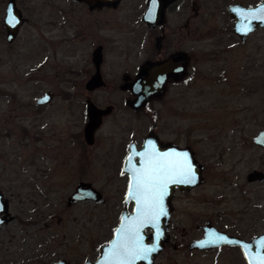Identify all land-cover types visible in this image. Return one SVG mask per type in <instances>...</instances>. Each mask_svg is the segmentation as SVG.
Segmentation results:
<instances>
[{
	"label": "rangeland",
	"instance_id": "374dc122",
	"mask_svg": "<svg viewBox=\"0 0 264 264\" xmlns=\"http://www.w3.org/2000/svg\"><path fill=\"white\" fill-rule=\"evenodd\" d=\"M66 1L16 0L28 22L21 26L12 49L7 48L0 36V190L8 200L10 214L15 217L0 229L4 264H22L30 258L35 259V264L59 259L69 264L95 260L99 247L111 238L123 209L126 180L120 173V166L111 164L109 146V137L118 132L112 120L118 117L106 119L96 133V144L91 147L85 144L84 150L76 153L74 159L62 163L61 159L51 161L50 167L40 169L16 161L18 155L22 157L30 149L27 135L19 136V130L39 131L44 142L52 144L53 133L63 135L65 130L68 135L71 131L68 118L74 115L67 116L69 104L79 105L83 97L85 112L87 96L99 106L119 105L118 100L126 96L118 87L111 86L114 78L121 82V69L117 65L115 69L103 71L109 87L99 88L92 94L84 86L80 90L71 88L69 75L64 70L67 63L77 60L83 62L85 68L84 63L86 60L89 63L93 48L91 43H83L82 51L78 52L80 49L74 44L76 55L73 49L69 51V45L65 49L63 40L59 41L65 37V30L67 35L75 30L73 26H70L72 29L64 27V12L57 13L58 8L66 7ZM145 1L123 0L116 12L109 13L117 17L125 12L127 15L128 8L134 4L135 24L138 25L135 29L143 33L139 15ZM193 1V8L190 0H186L168 17L174 24L182 23L190 15L194 23V114L182 117L179 138L183 143L189 137L188 132L193 131L189 140L203 165V181L179 193L173 225L179 228L180 238L195 224L194 220L207 217L219 227L249 228L245 235L253 236L264 231V181L246 180L247 173L252 170L264 174V149L252 142L264 128V30L257 28L241 45L232 33L233 19L226 9L233 3L249 7L262 0ZM6 2L0 0V27L1 8ZM70 13L73 22L81 18L77 10ZM121 18L122 21L116 23V33L99 29L101 42L102 35L113 39L106 56L116 62L127 41L130 44L133 39L132 35H125L126 17L122 15ZM49 21L57 26L62 23V26H47L50 31L46 33L44 25ZM143 56L135 53L131 59L142 60ZM222 69L228 71L226 81L221 78ZM91 74L92 71L85 69L84 83ZM47 90L54 93L51 105L37 107L34 100ZM121 112L126 113L123 110L117 114ZM83 116L85 123V114ZM139 117L140 122L146 118ZM131 118L134 121V117ZM33 119H36L35 130L30 126ZM146 128L149 127L134 130L132 137L140 139ZM73 129L75 131V126ZM80 182L91 184L102 194L104 202L82 201L68 205L67 198ZM180 231L182 233H178ZM156 264L188 262L182 258L181 251L174 252L167 245Z\"/></svg>",
	"mask_w": 264,
	"mask_h": 264
},
{
	"label": "flooded vegetation",
	"instance_id": "af4514ba",
	"mask_svg": "<svg viewBox=\"0 0 264 264\" xmlns=\"http://www.w3.org/2000/svg\"><path fill=\"white\" fill-rule=\"evenodd\" d=\"M8 1L9 0H7V2L4 4V8L3 6L1 8L2 16H1L0 36L5 40L7 48L9 49L11 47L12 49L14 47L21 26L24 25L26 22H28V20L23 16L22 11L17 6V2L15 0L16 7L21 11L24 21L22 25L19 27L18 33L14 38V40L12 42L7 41V30L4 24V17L6 14V7ZM122 1L123 0H121L116 7L104 5L101 7H95L93 9H90L89 5L84 1L68 0L66 1L67 3H65L66 7L58 8L57 13L59 12L60 15L64 12L62 15L66 16V19H64V22L66 23V25L64 26L65 28L72 29L70 26H73L75 29L73 33L67 35V32L64 28L65 37L63 39H60L59 41L62 40L64 41L65 49H67L69 45L70 46L69 51H71L74 48V44H75L76 47H79L80 50L78 52H80L82 51L83 43H85L86 45L87 43H91L90 46L93 48L89 63L87 62V60L84 63L86 65L85 68L83 67V62L79 63L77 60L67 63L64 70H66L67 72L66 74L69 75L71 88L80 90V88L83 89L84 86L85 90H87V85L95 74H100L101 80L103 81V85L98 88H95L94 90H87L89 94L96 92V90L99 88L109 87V83L105 80L103 71L104 69L107 70L115 69V66L117 65L118 68L121 69L120 80L122 83L121 82L119 83V81L117 82L116 78H114L111 81V86L113 89H116L118 87L120 92L126 96L118 100L119 105H116L114 103L113 104L109 103L104 106H99L98 104H96L91 100L90 96H87L85 101L86 102L85 112L83 107L84 104L83 97H81V99L78 101V103H80L79 105L77 104L73 105V103L69 104L67 107V110L69 112L67 113V116L72 117V115H74L73 118H68V120H71L70 121L71 131L68 135H65L66 134L65 130L64 133L62 131V134L64 136L61 134L53 133V136L54 135L56 136L55 137L52 136L53 138L52 144L51 142L45 143L43 137L40 136L43 134L39 133V131L38 132L36 131L35 133L33 130L29 131L28 129L19 130L21 132L20 133L18 131V133L20 134L19 136L27 135V138L29 139L30 149L27 150V152L22 157L18 155L16 161L19 164L21 163L23 165L24 163H27L28 165H33V167L40 169V168H46V166L50 167L51 161L53 162L56 160V162H58V160L61 159V163H62L63 161L64 162L68 161L69 158L70 159L76 158V155L84 150V145L86 144L84 140L83 131H84V126L87 122V112H86L87 103L91 102L95 106L101 109H104L109 106L111 107V111L109 114L102 117L101 125L94 134V143L92 145L86 144V146L91 147L94 144H96L95 143L97 137L96 133L105 124L106 119L112 116L119 118L118 120L116 119L112 120L113 122L112 126L118 129V132L116 135H112L109 137V146H110V153L112 160L111 164H113L114 166L117 165L120 166V173L122 177H124L126 180L124 193H123V198H124L127 179H128L127 175L122 173L124 162L127 158L131 146L134 149L136 148V150H140L143 145V142L146 140L147 137H150L154 140L156 139L157 142L161 145V149L166 150L167 152L171 149L169 148L170 146L174 147L177 150L176 152L173 153H176L178 156H179V149H187V151L199 164L200 162H199V158H197L193 143L191 140H189V138H191V136L193 135V131L188 132L189 137L183 143H180V138H179L180 121L183 119L182 117L187 115L192 116L194 114L195 79H196V66H195V54H194L195 52L194 23L190 15H187V17L182 23L177 22L174 24L172 23V18L168 17L169 14H171L176 9H178L179 5L181 4L183 5L184 2H186V0H176L170 5H168L164 10L163 23L156 26H149L146 22L142 20V16L147 9L148 0H146L142 12L139 15V21L143 26V30H142L143 33H139V31L135 29L138 27V25L135 24L136 16L134 14L135 13L133 7L134 4L130 5V7L128 8L129 14L126 15L125 12L122 13V15L126 17L124 19L125 20L124 27L127 25V27H125V29H127V31H125V35H132L133 39H131L130 44L127 41L125 50L122 52V54H119L116 57L117 58V62H116L114 58L110 59V56H106L107 47L111 45L112 42H114L113 39L110 40L107 37L109 35H102L101 38L102 42H101L99 38V29H102V31L104 32H109V31L112 32L115 31V33L117 32L118 28H116V23L122 21L121 18L122 15L117 17L118 15L117 16L111 15L109 12L110 11L116 12ZM193 4L194 1L190 0V6H192V8H193ZM233 4H238V3H233ZM230 5H228L227 8ZM76 10L80 13L77 16L79 17L81 15V18L79 19V21L73 22L74 20L71 18L72 15L70 12L73 13ZM234 23L235 20H233V26ZM47 26L61 27L62 23H59V25L57 26V24L54 23V21H49V23L46 22V24L44 25L46 33L50 31L48 30ZM256 30H254L253 32H255ZM253 32L249 33L245 38V40L243 41L239 36L234 34L232 31L233 35L238 38L241 45L245 44L248 37ZM118 33L123 34V31H119ZM98 48H99V59H98L99 63L97 65L96 62L93 60V58ZM135 53L136 55L140 54V56H143L144 54V56L141 57L143 59L142 60H139L138 58L131 59L132 55H134ZM73 54L77 55V51L74 49H73ZM172 56H176V60H175L176 64L179 66L181 65L183 67L184 70L183 74L177 76L174 79L171 77L168 78L164 93H162L158 97L149 100L145 105V107L139 110H135L129 107L127 105V100H131L133 96L127 86L132 84V82L134 81L139 67H141L144 63H148V62H165L168 59H170ZM107 57H109V59ZM85 69L86 72H88V70L92 71V74L84 83L83 73H85ZM227 74L228 71L222 69V75H221L222 80L224 81L227 80L228 77ZM125 85L127 89L122 88ZM39 97L33 102L37 107L50 106L54 98V93L52 92L51 101L46 104H38L37 100L39 99ZM123 110L126 111V113L121 112L117 114L118 111H123ZM84 114L86 117L85 123L83 122ZM140 115L146 117L145 120H143L142 122L138 120L140 118L139 117ZM131 117H134L133 118L134 121L131 120L132 119ZM35 120L36 119H33L30 123L31 124L30 126L34 128V130H35ZM74 126H75V131H73ZM143 126L149 127L148 129L147 128L145 129V134L142 137H140V139H138L139 136L138 137L134 136L133 138L132 136L134 135L135 131H137L139 127L143 128ZM165 132L169 133L170 135L167 137L166 134H164ZM138 135L141 134L138 133ZM150 142L152 145H154L153 140L150 139ZM37 143L39 145H37ZM135 161L137 162L138 159L135 158ZM0 163H2V159H0ZM200 165L203 168V165L202 164ZM246 180H247V175H246ZM180 192H185V191H181L178 188H176L171 198L172 211H171L170 223H169V241L167 242V244H165L162 252H164L165 247L167 245H170L174 252L181 251L182 258L187 260L188 264H247L241 248L237 244L223 243L221 239L222 238L221 233L234 238H238L239 240L250 242L254 237L260 235L261 233L253 236L245 235V233H248L247 231L249 228H242L236 225L228 226L225 228L219 227L218 225L213 223L211 219L205 217V219L201 221L197 219L194 220L195 224L194 225L192 224V226L189 227L188 231L186 232L187 234L179 238L177 234L179 228L173 225V217L174 214L177 212V205H175V200H177V197ZM0 193L2 195V200H7L4 198V195L1 190ZM7 205H8V200H7ZM131 208H132V204L130 203L128 205L129 212L131 211ZM0 217L3 218L4 213H1ZM7 218L9 219V221L5 224H1L0 229L4 225L8 224L10 221H13L15 218L13 215L10 214L9 209H8ZM181 230L185 232L184 227H182ZM146 232L149 233L150 231L146 230ZM178 233H182V232L180 231ZM2 243L3 241L0 238V264H4V249ZM162 252L154 260V264H156V261L160 258ZM34 260L35 259H31V258L26 259L22 264H35ZM59 261H64L66 264H69L68 261H66L65 259L50 261L48 264H54L55 262H59Z\"/></svg>",
	"mask_w": 264,
	"mask_h": 264
},
{
	"label": "water",
	"instance_id": "95a60500",
	"mask_svg": "<svg viewBox=\"0 0 264 264\" xmlns=\"http://www.w3.org/2000/svg\"><path fill=\"white\" fill-rule=\"evenodd\" d=\"M84 1L90 9L101 6L116 7L121 0H75ZM176 0H148L147 9L142 16V20L149 26H156L163 23L165 8ZM227 12L233 20V33L243 41L247 35L257 28L264 29V0L255 6L246 7L241 4H232L227 8ZM24 19L21 11L16 7L15 0H9L6 7L4 24L7 30V41L12 42L18 33L19 27ZM177 56V55H176ZM176 56H172L165 62H148L139 67L132 84L128 85L133 98L127 100V105L132 109L139 110L147 102L164 93L168 78H176L183 74V67L176 64ZM99 48L94 54L93 60L98 65ZM103 85L100 74H95L87 85V90H94ZM126 85L123 89H127ZM52 99V92H45L37 100L38 104H46ZM111 107L98 108L89 102L86 106L87 122L84 126V140L87 145L94 143V134L100 127L102 117L109 114ZM153 140L154 145L151 144ZM256 146L264 149V128L259 130L253 138ZM170 146V145H167ZM165 146V147H167ZM168 152L161 149L157 140L147 137L140 150L130 148L124 162L122 173L127 175L126 191L123 198V209L118 222L113 229L111 238L107 243L101 245L98 256L95 260L86 259L84 264H154V260L162 252L165 244L169 241V223L171 215V198L176 188L181 191L189 190L202 183V166L192 157L187 149H179V157L187 156V163L191 165V182H169L166 194L162 202V210L157 209L152 217L143 215V203L137 202V195L134 184L135 177L142 173L146 166L147 159L155 156L176 152L177 149L170 146ZM168 149V148H167ZM135 158L138 161H135ZM247 181H264V174L257 170H252L247 174ZM91 201L94 204L104 202L102 194L94 189L91 184L80 182L67 198V204L76 202ZM132 204L131 211L128 205ZM0 225L9 221L7 200H2L0 193ZM146 230L150 232L147 233ZM222 242L237 244L246 259L247 264H264V232L254 237L250 242L239 240L221 233ZM153 249L152 251H144ZM54 264H66L64 261Z\"/></svg>",
	"mask_w": 264,
	"mask_h": 264
},
{
	"label": "snow or ice",
	"instance_id": "6c2138e0",
	"mask_svg": "<svg viewBox=\"0 0 264 264\" xmlns=\"http://www.w3.org/2000/svg\"><path fill=\"white\" fill-rule=\"evenodd\" d=\"M191 176V165L187 163L186 155L179 157L176 153H168L162 156H150L142 173L135 177L134 184L137 202L143 203V215L152 217L157 209L162 210V202L169 182H191Z\"/></svg>",
	"mask_w": 264,
	"mask_h": 264
}]
</instances>
